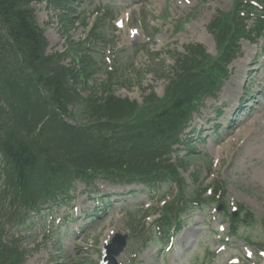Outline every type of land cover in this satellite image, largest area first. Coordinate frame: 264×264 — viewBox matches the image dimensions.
Wrapping results in <instances>:
<instances>
[{
  "label": "rangeland",
  "instance_id": "rangeland-1",
  "mask_svg": "<svg viewBox=\"0 0 264 264\" xmlns=\"http://www.w3.org/2000/svg\"><path fill=\"white\" fill-rule=\"evenodd\" d=\"M53 1L32 3L48 41L46 53H61L81 43L99 63L82 94L96 90L101 95L100 85L107 83L116 96L139 103L150 91L163 94L172 75V56L184 52L186 45L200 43L215 54L207 24L216 10L232 6V0H71L66 11ZM64 13L68 23L61 19ZM94 28L98 38L90 34ZM240 45L229 79L215 97L203 102L185 130L198 154L181 171L188 192L213 188L217 180L224 187L226 211L242 206L241 216L246 211L252 215L239 226L238 235L227 234L225 208L217 209L214 201L191 208L169 244L158 237L140 249V239H151L149 227L155 217L143 215L162 205L159 196L171 198L168 192L161 194L166 186L152 191L141 184L96 180L86 186L78 181L65 198L68 204L44 206L42 214L31 215L24 225L0 216L5 238L18 239L24 251L23 264H98L104 239L116 233L128 238L118 264H264V38ZM80 55L71 50L63 63L76 59L80 65ZM239 106H245L242 112ZM185 153L181 149L180 155ZM66 215L71 216L63 223Z\"/></svg>",
  "mask_w": 264,
  "mask_h": 264
},
{
  "label": "trees",
  "instance_id": "trees-1",
  "mask_svg": "<svg viewBox=\"0 0 264 264\" xmlns=\"http://www.w3.org/2000/svg\"><path fill=\"white\" fill-rule=\"evenodd\" d=\"M35 1L0 0V216L23 222L27 210L62 200L77 180L92 186L101 178L113 184L175 188L172 201L158 209L153 220V231L163 236L178 230L188 208L214 200L216 205L223 203L229 232L237 235L251 214H229L218 181L202 201L205 188L187 191L180 170L197 153L181 134L201 101L213 96L227 77L238 41L264 35V10L248 0H234L229 12H218L209 24L216 55L210 56L199 44L187 45L172 58L163 95L151 92L139 105L114 95L107 83L101 84V95L96 90L83 95L97 71L95 59L81 44L68 50L81 54L80 65L75 59L63 64L66 53H46L47 40L32 7ZM69 2L54 1L58 7H68ZM256 2L264 6V0ZM255 13L259 16L248 28ZM91 35L98 37L94 29ZM174 145L188 150L180 156ZM192 176L197 183V174ZM244 211L240 206L239 212ZM4 234L0 225V264H22L24 251L18 240Z\"/></svg>",
  "mask_w": 264,
  "mask_h": 264
},
{
  "label": "water",
  "instance_id": "water-1",
  "mask_svg": "<svg viewBox=\"0 0 264 264\" xmlns=\"http://www.w3.org/2000/svg\"><path fill=\"white\" fill-rule=\"evenodd\" d=\"M124 244H125V237L116 234L112 239L111 244L105 245L103 249L104 257L102 262L105 263V260H108L110 264L112 263L115 264L114 256L120 253V251L123 249Z\"/></svg>",
  "mask_w": 264,
  "mask_h": 264
},
{
  "label": "bare ground",
  "instance_id": "bare-ground-1",
  "mask_svg": "<svg viewBox=\"0 0 264 264\" xmlns=\"http://www.w3.org/2000/svg\"><path fill=\"white\" fill-rule=\"evenodd\" d=\"M231 105H229V107H230ZM106 238V237H105ZM105 240V239H104Z\"/></svg>",
  "mask_w": 264,
  "mask_h": 264
}]
</instances>
